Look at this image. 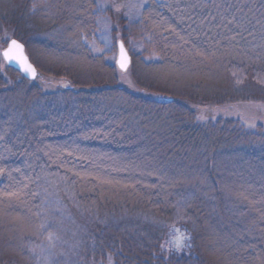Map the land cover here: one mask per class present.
Returning <instances> with one entry per match:
<instances>
[{
  "label": "trees",
  "instance_id": "16d2710c",
  "mask_svg": "<svg viewBox=\"0 0 264 264\" xmlns=\"http://www.w3.org/2000/svg\"><path fill=\"white\" fill-rule=\"evenodd\" d=\"M70 1L76 10L55 0L0 7V52L17 39L38 71L29 80L0 56L9 155L0 195L21 158L24 183L9 197L15 212L24 209L22 227L29 220L19 233L35 228L20 234L24 248L32 258L44 249L38 264H211L206 223L220 219L234 230L223 248L229 264H264V184L252 192L232 184L245 164L264 167V115L234 116L264 106V0H148L122 37L141 45L125 72L93 53L98 1ZM45 5L56 15L44 18ZM173 74L188 78L164 80ZM79 133L90 136L86 145L60 148ZM138 153L150 178L116 195L121 185L106 191L95 180L112 154ZM173 229L190 237L180 251ZM1 253L0 245V264H34Z\"/></svg>",
  "mask_w": 264,
  "mask_h": 264
},
{
  "label": "rangeland",
  "instance_id": "374dc122",
  "mask_svg": "<svg viewBox=\"0 0 264 264\" xmlns=\"http://www.w3.org/2000/svg\"><path fill=\"white\" fill-rule=\"evenodd\" d=\"M97 1H98L97 9L99 12V21H98V29L96 32V39L92 43L93 53L98 56L105 57V60L107 61L115 63L117 56V46H116L117 41L122 40L124 33H127L124 32L125 28L139 19L142 10L147 5L148 0H97ZM11 2H13V0H0V7H5L7 5H10ZM55 3L60 4V6L62 5L66 6V4H69L67 5L69 9H71L72 7V9L76 10L73 4L74 2H71L70 0H64V1L55 0ZM141 4H143V7H141ZM98 5H103L104 7L101 9L100 7H98ZM53 7L54 6L52 5H48V6L45 5L44 7L45 11L43 12L44 18L46 16L53 17L56 15V13H54L55 10L52 9ZM122 41L124 42V40ZM124 44L131 55V59L134 52L139 51L141 49L140 42L135 45H130V44L128 45V43L126 44L125 42ZM35 45L38 44L36 43ZM31 50H33L34 53L37 51L34 47H32ZM28 52L29 50L27 51V54ZM38 53L40 54L41 52L39 51ZM198 54L200 53L198 52ZM37 55L38 54L35 53L36 57ZM69 59L71 61L74 60L71 58ZM209 68H210V64H209ZM186 77L188 78V76L184 74H173L172 76L165 75L164 80H166L167 78L178 79V80L182 78L187 79ZM122 80L125 81L129 80V76L128 75L123 76ZM202 109L203 108H201V110ZM251 110L252 111L244 110L241 106L240 113L234 116L237 118H246V120L254 121L257 119V117L254 116V114H256L255 113L256 111H259L262 115H264V106H258V105L257 107L253 106ZM216 111L211 110L208 112L209 114H212L213 119L217 118ZM245 114H248V116L245 117L244 116ZM246 120H242V121L245 122ZM257 121L258 120H256V122ZM89 138H90L89 135L79 133L74 137H72L71 139H69V141L64 142V145L61 146L59 145V146L61 148L67 144L72 148L74 147L76 148L79 145L77 144L79 143V140H82L83 142L84 140ZM103 139L106 140L105 137H103ZM83 144L86 145V143L84 142ZM89 148H92V146H90ZM106 149H107L106 147H95L93 150L94 152H101V153L107 152V154L110 155V152L107 151ZM111 156H112L111 158L108 157L109 161H107L106 163L103 162L100 163L101 168L107 171L105 173L102 172L100 175H97L98 177L95 180L99 182L100 185L104 184L102 188L106 191L108 190L107 185H112L114 183L121 185L117 188L116 191L112 190V193L114 195H116L117 193L124 194L125 191L131 189V187L134 185L135 180H137L136 177H141L144 179L147 177L150 178L151 175H154V171L152 170L146 171L144 169V166L141 165L143 163V160L146 159L144 153H138L137 156L131 154H124V155L112 154ZM8 157L9 155L6 152V149L3 148L2 142H0V161H5L8 159ZM239 162L240 161H237L236 163L238 165H242ZM151 169H153V167ZM13 171L16 175V179H14L13 181L14 183H12V188L15 186L17 190H20L22 189V184L24 183V179L27 171V166L22 161L21 158L18 159L17 163L13 166ZM171 171L173 172V170ZM172 172H169L167 169H164V179H169L172 176ZM246 174H249V176H246ZM259 174L262 178L259 177ZM232 182H233L232 183L233 187H237L242 192L243 191L252 192L250 191L251 188L258 189L259 186L263 187L262 184H264V167L261 165H255L251 168H248V164H245L242 167V170L238 173L236 179ZM12 188L6 190V193L7 192L8 193L5 197L0 195V245L2 247L1 257L13 256L15 258L20 259L22 263H25L27 260H29V262L32 261L31 263L34 262V264H38L40 257L45 251L44 249H41L40 253L35 254V258H32L34 249L30 248V246L24 248V246H26L25 245L26 243L22 244L20 238L27 231H29L28 232L29 235L34 236L35 228L34 226L28 228L26 226L25 232L19 233L24 220L23 216L20 215V212H22L24 209L16 208V210H20L17 211L18 213L13 210V208L16 206V201L14 200L16 193L15 191H13ZM1 192L2 191H0V194H2ZM9 194L15 196L9 197L10 196ZM218 220L219 222L213 221L211 223L210 222L206 223L208 227H207L205 239L211 248V250L209 251L210 252L209 258L211 260L210 263L223 264L225 262L229 264L228 262L229 260L227 258V252L223 248L228 245L227 238L232 237V233H234V230L228 229L226 224L222 223L220 219ZM28 221H26V224L28 223ZM25 225H23L22 229L24 228ZM20 234L23 235L21 236ZM175 234L176 233L173 231L172 237ZM224 251L225 254H223ZM214 255L219 257L214 258L213 257ZM29 257H31V259Z\"/></svg>",
  "mask_w": 264,
  "mask_h": 264
},
{
  "label": "snow or ice",
  "instance_id": "6c2138e0",
  "mask_svg": "<svg viewBox=\"0 0 264 264\" xmlns=\"http://www.w3.org/2000/svg\"><path fill=\"white\" fill-rule=\"evenodd\" d=\"M98 7L102 9L104 6L98 5ZM141 7H143V4H141ZM34 8L35 6H33V9ZM119 49H120V55H119V59L116 62L121 69H125L129 61L123 43L119 44ZM0 56H2L3 60L6 62H15L16 64L19 65L21 71L28 73L32 77H35L36 73L34 68L32 67L31 64L27 62V58L23 54V45L18 43L17 40L15 39L10 40L8 43V47L4 49L2 52H0ZM201 119H203V117H201ZM250 126H254V125H250ZM173 231L176 234L172 237L170 241V245L176 251H180L186 246L185 241L189 240L190 237L187 236L185 233L181 232L179 229H173ZM109 260L111 262V257H109Z\"/></svg>",
  "mask_w": 264,
  "mask_h": 264
},
{
  "label": "water",
  "instance_id": "95a60500",
  "mask_svg": "<svg viewBox=\"0 0 264 264\" xmlns=\"http://www.w3.org/2000/svg\"><path fill=\"white\" fill-rule=\"evenodd\" d=\"M13 39H14V38H13ZM10 40H12V39H10ZM10 40H9V41H10ZM15 40H17V39H15ZM9 41H8V43H9ZM17 41H18V40H17ZM8 43H7V45H6V47H5L4 49H6V48L8 47ZM18 43H20L21 45H23V54L26 56V58H27V62H28L29 64H31L32 67L34 68L35 73H36L35 77H32V76H30L28 73L21 71L19 65L16 64L15 62H6V61H5V63H6L8 66H10V67H12V68L18 70L19 72H21L25 78H27V79H29V80H33V79H35L36 76H37V69H36V67L34 66V64L30 61V59H29V57H28V55H27V53H26V50H25V46H24V44H23L22 42H20V41H18ZM120 43H123V45H124V49H125V51H126V53H127L128 61H129V62H128V65H127V67H126L125 69H121V68L119 67V65L117 64V62H116V61L119 59V55H120V49H119V44H120ZM116 46H117V56H116L115 63H116V65H117V67H118V69H119L120 71L125 72V71H127V70L130 68V66H131V63H132L131 55H130L129 51L127 50V48H126V46H125V44H124V42H123L122 40H118L117 43H116ZM4 49H3V50H4ZM3 50H2V51H3Z\"/></svg>",
  "mask_w": 264,
  "mask_h": 264
}]
</instances>
